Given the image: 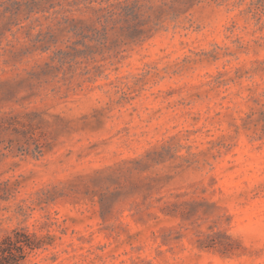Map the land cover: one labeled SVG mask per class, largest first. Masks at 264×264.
<instances>
[{"label":"rangeland","instance_id":"rangeland-1","mask_svg":"<svg viewBox=\"0 0 264 264\" xmlns=\"http://www.w3.org/2000/svg\"><path fill=\"white\" fill-rule=\"evenodd\" d=\"M14 229L6 264H264V0H0Z\"/></svg>","mask_w":264,"mask_h":264},{"label":"trees","instance_id":"trees-1","mask_svg":"<svg viewBox=\"0 0 264 264\" xmlns=\"http://www.w3.org/2000/svg\"><path fill=\"white\" fill-rule=\"evenodd\" d=\"M14 3L18 2L15 1ZM35 148L37 149V151L40 150V147L37 144L35 145ZM192 203L194 204L195 202H180L178 199H165L162 201V204L159 206V209L163 214L174 215L179 209H181L183 205H192ZM198 236L199 237L197 239V245L200 249H209L218 245L222 247V252L228 253L233 252L237 247L235 245L236 241L233 240L231 237L223 234V237L220 238L219 231L201 232L198 234ZM2 243H7V246H0V264H6L2 262V260L6 256V252L8 253L7 257L16 256L14 250L20 252L21 255L19 256H23L22 254L24 248L33 249L38 246V241L36 237L31 236L25 231L18 229H14L12 231V235H7L3 239Z\"/></svg>","mask_w":264,"mask_h":264}]
</instances>
